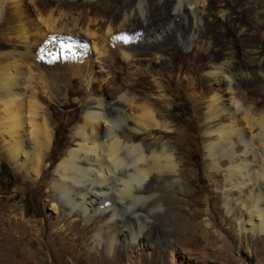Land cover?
Segmentation results:
<instances>
[{
  "label": "bare ground",
  "instance_id": "obj_1",
  "mask_svg": "<svg viewBox=\"0 0 264 264\" xmlns=\"http://www.w3.org/2000/svg\"><path fill=\"white\" fill-rule=\"evenodd\" d=\"M162 1L136 0L111 17L92 7L91 0L85 7H78L76 0H0V148L11 163L28 167L36 176L51 142L47 103L68 77H77L85 88L82 116L73 131L77 143L58 162L50 188L86 221L101 214L111 223L118 217L116 202L134 209L137 201L147 199L139 193L147 181L153 175L174 174L177 165L164 148L157 152L143 142L122 139L121 130L147 136L166 127L147 101L113 84L107 59L111 47L129 62L134 46L170 39L180 31L175 27L180 13L192 18L189 36L202 26L221 40L217 55L202 70L208 103L198 117L206 166L218 171L219 162L226 160L220 193L225 213L242 234H264V188L258 190V182H264V112L242 102L236 87L237 79L264 77V52L246 48L240 39L246 31L262 38L264 31L245 28L226 0L212 5L210 0ZM250 198L248 219L234 214L235 206ZM106 199L111 202L104 203ZM93 202L96 207H91ZM101 236L100 230L94 235ZM136 236L129 231L131 246ZM106 240L111 253L115 238Z\"/></svg>",
  "mask_w": 264,
  "mask_h": 264
},
{
  "label": "rangeland",
  "instance_id": "obj_2",
  "mask_svg": "<svg viewBox=\"0 0 264 264\" xmlns=\"http://www.w3.org/2000/svg\"><path fill=\"white\" fill-rule=\"evenodd\" d=\"M85 1L76 0L75 4L85 7ZM134 1L91 0V6L112 17ZM168 1L172 0L162 4ZM214 1L210 0V5ZM226 3L245 28L264 31L260 21L264 0ZM176 17L175 27L180 31L170 39L134 46L129 62L111 47L107 59V64L112 63L107 75L114 78L113 84L147 101L158 122L166 127L147 136L121 130L122 139L143 142L157 152L166 149L177 165L175 173L153 175L144 190H139L147 199L137 201L132 210L116 202L118 217L111 223H105L106 215L101 214L86 221L80 211L62 204L50 185L58 162L76 147L73 131L80 122L85 98L80 79L68 77L47 103L51 142L37 175H31L28 167L21 169L11 163L0 148V172H4L0 176V264H264V234H242L222 205L220 193L228 163L222 160L220 170H210L204 156L198 114L208 98H204L202 70L217 55L221 40L202 26L203 31L189 36L192 18L180 13ZM240 39L246 48L264 52V37L259 34L246 31ZM260 63L264 67V57ZM236 87L242 102L264 112V77L237 79ZM258 186L262 192L264 182L259 181ZM107 201L111 202L106 199L104 203ZM252 201L235 206L234 214L243 213L248 219ZM96 206L97 202L91 203ZM99 230L101 239H95ZM129 231L137 235L134 246L128 240ZM109 236L115 238L111 253L106 251Z\"/></svg>",
  "mask_w": 264,
  "mask_h": 264
},
{
  "label": "trees",
  "instance_id": "obj_3",
  "mask_svg": "<svg viewBox=\"0 0 264 264\" xmlns=\"http://www.w3.org/2000/svg\"><path fill=\"white\" fill-rule=\"evenodd\" d=\"M1 166H2V168H4V164H1ZM2 174H4V172H0V176L2 175Z\"/></svg>",
  "mask_w": 264,
  "mask_h": 264
}]
</instances>
